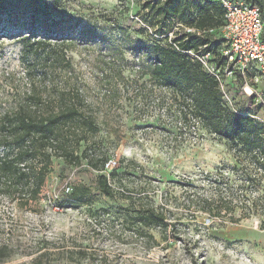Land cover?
<instances>
[{
    "label": "rangeland",
    "instance_id": "rangeland-1",
    "mask_svg": "<svg viewBox=\"0 0 264 264\" xmlns=\"http://www.w3.org/2000/svg\"><path fill=\"white\" fill-rule=\"evenodd\" d=\"M48 2L70 31L63 34L64 47L51 41L56 60L46 62L47 76L31 72V81L79 89L99 128L91 149L117 161L118 173L135 175L120 176L123 187L114 190L149 201L164 211L169 226L165 240L159 230L149 231L154 240H148L113 227L110 216L130 201L99 192V176L109 177L111 170L54 160L36 206L19 208L0 198V254L5 247L8 255L0 264H264V168L232 170L235 159L225 143L193 120H181L170 100L161 103L163 91L150 93L141 76L145 48L173 39L176 24L158 35L156 24L145 19L143 0ZM10 26L0 23V113L13 105L15 91L29 85L20 59L26 31ZM42 63L34 69L43 71ZM224 82L223 103L264 127V79L232 76ZM75 185L90 189V213L67 199ZM219 197L231 201L221 219L188 205L201 199L217 204ZM102 209L110 215L93 214Z\"/></svg>",
    "mask_w": 264,
    "mask_h": 264
},
{
    "label": "trees",
    "instance_id": "trees-1",
    "mask_svg": "<svg viewBox=\"0 0 264 264\" xmlns=\"http://www.w3.org/2000/svg\"><path fill=\"white\" fill-rule=\"evenodd\" d=\"M246 2L258 5L263 19L264 7L260 0ZM142 11L146 21L156 24L160 36L170 30L168 24L180 23L209 30L218 29L224 23L220 0H143ZM62 20L55 19L54 3L50 4L48 0H0V23H10L8 30L26 31L20 36V59L27 67L28 89L15 91L13 105L0 113V198L15 202L19 208L38 204L54 160L73 166L86 161L89 168L98 172L104 171L107 161L101 155L96 156L91 149L99 128L79 89L67 85V82L63 87H57L46 85L44 79L39 83L31 81V72L35 77H45L46 62L56 60L51 41H61V46H65L68 39L63 34L70 28L62 27ZM174 34L170 43L164 44L160 40L145 48L141 76L147 77L144 83L150 86L149 92L152 93L153 88L168 89L165 92L167 97L163 92L161 103L170 100L181 120H193L208 134L224 142L235 159L232 170L252 166H256L254 170L264 168V127L249 115L232 112L223 103L216 80L208 76L198 62L186 58L173 46L182 51L197 49L205 44V39L182 32ZM206 41L210 39L206 38ZM217 46L218 42L214 49ZM37 61L44 62L43 71L34 69ZM120 176L135 177L127 170L118 173L114 168L109 177L100 175L98 178V190L105 197L119 195L130 201L128 207L117 209L110 216L112 226L119 225L123 232L148 240H154L149 231L159 230L165 240L169 225L164 211L157 210L140 197L116 192L114 186L123 187ZM249 180L251 177L244 179L246 183ZM186 186L192 185L188 182ZM126 190L122 189L124 193L130 192ZM92 197L90 189L81 185H75L67 195L71 204L86 205L89 213L92 211ZM227 204L231 201H222L220 197L217 204L212 199L188 202L189 206L199 208L214 219H221L230 211ZM93 214L100 218L110 212L102 209ZM2 250L0 260L8 257L6 248Z\"/></svg>",
    "mask_w": 264,
    "mask_h": 264
},
{
    "label": "built area",
    "instance_id": "built-area-1",
    "mask_svg": "<svg viewBox=\"0 0 264 264\" xmlns=\"http://www.w3.org/2000/svg\"><path fill=\"white\" fill-rule=\"evenodd\" d=\"M220 4L224 10V23L218 29L200 30L176 24L178 32L183 30L185 34L205 39L204 45L187 51L173 46L186 58L198 62L202 70L216 80L222 97L224 78L235 76L246 81L249 77L257 80V76H260L264 79V23L260 10L246 0H220ZM215 34V41H206V38ZM217 42L218 46L211 49L210 46L215 47ZM159 90L164 93L169 91L165 87ZM117 166V161L109 159L104 163V170H112Z\"/></svg>",
    "mask_w": 264,
    "mask_h": 264
}]
</instances>
